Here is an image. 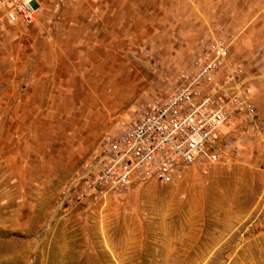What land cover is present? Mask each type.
<instances>
[{"label":"rangeland","instance_id":"obj_1","mask_svg":"<svg viewBox=\"0 0 264 264\" xmlns=\"http://www.w3.org/2000/svg\"><path fill=\"white\" fill-rule=\"evenodd\" d=\"M212 37L230 45L218 81L238 69L257 114L221 130L226 165L91 183L104 138L179 89ZM252 238L264 241V0H40L31 24L0 17V264H264ZM234 239L242 256L220 254Z\"/></svg>","mask_w":264,"mask_h":264},{"label":"built area","instance_id":"obj_2","mask_svg":"<svg viewBox=\"0 0 264 264\" xmlns=\"http://www.w3.org/2000/svg\"><path fill=\"white\" fill-rule=\"evenodd\" d=\"M39 4L0 0V17L31 24ZM200 42L185 83L141 119L104 138L91 183L118 190L132 181L168 180L180 165L196 160L226 165L229 157L221 148V130L234 120L256 124L257 114L238 69L228 68L217 79L226 67L229 39Z\"/></svg>","mask_w":264,"mask_h":264},{"label":"crops","instance_id":"obj_3","mask_svg":"<svg viewBox=\"0 0 264 264\" xmlns=\"http://www.w3.org/2000/svg\"><path fill=\"white\" fill-rule=\"evenodd\" d=\"M98 3H99V0H98ZM106 17L108 18V15ZM237 241H238L237 239H234L235 243L231 245V246L233 245L235 246L234 249H228L226 243L225 244L220 243V246H223L224 248H220L219 253L224 256H226L227 253H229V255H234L236 257L242 256L244 252V249L242 248L243 244ZM263 242L264 241L262 239H258V238L249 239V244H246L248 247L245 249V251L250 253L251 255H258V254L264 255V243Z\"/></svg>","mask_w":264,"mask_h":264}]
</instances>
